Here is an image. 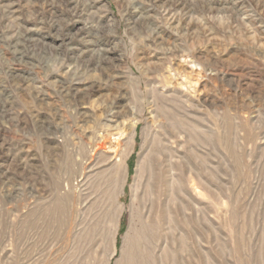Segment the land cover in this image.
Masks as SVG:
<instances>
[{"label":"rangeland","instance_id":"374dc122","mask_svg":"<svg viewBox=\"0 0 264 264\" xmlns=\"http://www.w3.org/2000/svg\"><path fill=\"white\" fill-rule=\"evenodd\" d=\"M0 264H264V0H0Z\"/></svg>","mask_w":264,"mask_h":264},{"label":"bare ground","instance_id":"6f19581e","mask_svg":"<svg viewBox=\"0 0 264 264\" xmlns=\"http://www.w3.org/2000/svg\"><path fill=\"white\" fill-rule=\"evenodd\" d=\"M129 231V230H128ZM128 234V233H127Z\"/></svg>","mask_w":264,"mask_h":264}]
</instances>
